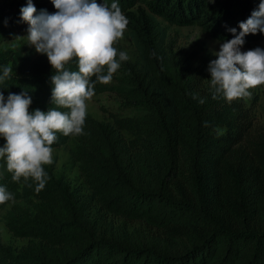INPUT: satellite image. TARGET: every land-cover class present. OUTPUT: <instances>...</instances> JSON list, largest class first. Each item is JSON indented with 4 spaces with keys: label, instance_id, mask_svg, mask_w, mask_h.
Listing matches in <instances>:
<instances>
[{
    "label": "trees",
    "instance_id": "obj_1",
    "mask_svg": "<svg viewBox=\"0 0 264 264\" xmlns=\"http://www.w3.org/2000/svg\"><path fill=\"white\" fill-rule=\"evenodd\" d=\"M258 4L119 0L135 59L122 61L110 82L94 87L110 89L130 112L112 113L110 120L87 114L82 134L58 132L52 145L73 139L71 159L94 207L54 175L53 163L44 165L50 178L37 192L31 179L13 180L0 158V185L14 194L0 203V209L10 204L4 223L28 239L18 248L0 239V264H264V128L256 127L245 97L212 98L206 66L181 58L159 19L200 24L223 41L234 35L227 27L239 31L238 22ZM20 10L0 5V43L25 22ZM263 34H247L245 44ZM114 46L123 50L119 39ZM18 55L0 90L7 96L27 89L30 111L57 107L47 54ZM7 61L0 55V65ZM67 67L78 68L74 60ZM190 93L207 99L199 103ZM4 142L0 137V146ZM116 218L138 221L145 230L115 226Z\"/></svg>",
    "mask_w": 264,
    "mask_h": 264
},
{
    "label": "clouds",
    "instance_id": "obj_2",
    "mask_svg": "<svg viewBox=\"0 0 264 264\" xmlns=\"http://www.w3.org/2000/svg\"><path fill=\"white\" fill-rule=\"evenodd\" d=\"M52 3L55 12L37 11L33 0H27L21 6L20 17L28 24L27 42L37 52L47 54L55 69L51 102L57 107L30 111L32 97L27 89L9 92L7 96L0 90V137L5 138L0 158L6 161L13 180L31 179L37 192L50 178L44 165L53 163L52 145L57 133L68 136L84 132L87 101L94 95L95 84L110 82L121 62L128 59L127 52L114 46L128 24L119 0H112L110 6L107 0ZM238 24L239 31L235 26L227 27L234 35L219 44V49L214 50L216 58L208 64L212 98L223 97L229 103L250 96V89L264 84V47L242 50L247 34L264 33V0H259L258 6ZM73 60L77 70L67 67ZM12 71L11 67L0 65V82L10 78ZM190 94L199 103L207 99L198 93ZM11 199L14 194L0 185V203Z\"/></svg>",
    "mask_w": 264,
    "mask_h": 264
},
{
    "label": "rangeland",
    "instance_id": "obj_3",
    "mask_svg": "<svg viewBox=\"0 0 264 264\" xmlns=\"http://www.w3.org/2000/svg\"><path fill=\"white\" fill-rule=\"evenodd\" d=\"M144 2V0H142ZM213 2L215 0H206ZM34 3H39L47 6L50 12H55L57 9L52 3V0H33ZM27 0H0V5L10 12L21 8L26 4ZM166 34L167 41L174 47V51L181 58H192L194 64L205 65L209 76L208 64L214 56V50L219 49V44L223 41L211 37L200 24L192 23L188 25H178L163 21L161 18ZM28 24L23 22L22 25L16 28L14 38L0 43V55L4 58H9L5 66L13 68L12 60L18 61L19 55L25 51L37 52L35 47L27 42ZM123 51L127 52L128 59H135V49L132 40L124 34L119 38ZM256 46L264 47V34L257 40L249 44L242 45V50L254 48ZM12 73H15L12 71ZM251 95L245 97L246 103L251 108L252 117L256 127L264 128V84L257 85L250 89ZM130 110L121 102L117 95L110 89H103V86L97 89L93 97L87 101V114L99 120H110L109 116L112 113L128 114ZM127 138H135L132 134H126ZM74 145L73 139L70 138L65 144L53 148V165L54 175L61 178L70 188L77 194L81 200L90 201L89 190L83 182L77 164L71 159V149ZM10 204L4 205L0 209V239L13 248H18L25 244L27 238H18L12 235L4 223L3 214L9 208ZM94 214L103 215L100 210H96ZM108 221L110 216L106 215ZM115 226L126 227L128 229H138L144 231V226L138 221L116 218L113 222Z\"/></svg>",
    "mask_w": 264,
    "mask_h": 264
}]
</instances>
